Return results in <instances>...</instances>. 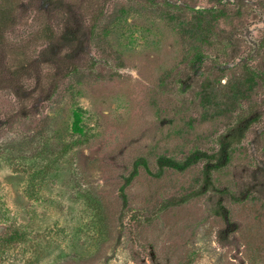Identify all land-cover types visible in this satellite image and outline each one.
Wrapping results in <instances>:
<instances>
[{"label": "rangeland", "instance_id": "obj_1", "mask_svg": "<svg viewBox=\"0 0 264 264\" xmlns=\"http://www.w3.org/2000/svg\"><path fill=\"white\" fill-rule=\"evenodd\" d=\"M18 1L0 47V234L25 227L32 249L12 252L264 264V0ZM245 76L228 115L203 105ZM240 120L247 137L222 159ZM194 153L207 159L187 166Z\"/></svg>", "mask_w": 264, "mask_h": 264}, {"label": "trees", "instance_id": "obj_2", "mask_svg": "<svg viewBox=\"0 0 264 264\" xmlns=\"http://www.w3.org/2000/svg\"><path fill=\"white\" fill-rule=\"evenodd\" d=\"M18 0H1L0 1V47H7L9 44L7 39V32L16 25L18 20ZM189 31L191 35L193 34H202V29L195 24L190 26ZM57 34L54 28L49 25H43L37 32L36 38L40 41L52 42L56 39ZM20 49H11L10 54L15 60L14 67L18 68L17 70L23 68L18 65V60L23 55V52ZM18 74V71L16 72ZM15 75V74H14ZM243 80V79H242ZM252 79L248 76H245L243 81L234 82L229 84L223 96H219L216 91L210 89L209 92L205 93V98L203 99V105L206 108L209 107V110H213L217 115H228L229 109L236 106L239 100L247 96V88L250 86ZM249 121L240 120L237 125L232 129L228 135H226L222 139L220 156L223 159L224 157H228L229 152L232 151L238 144L242 143L250 130ZM80 116L77 115V123L76 129H80ZM187 159L186 165L190 166L198 161H202L207 159V156L203 153H194ZM221 163H217L216 165H211V163H207L206 168L214 170L220 167ZM32 181V179H31ZM30 187V185H29ZM29 245L32 249V244L30 240V236L25 227L18 226L13 224L11 226L5 227L3 232L0 234V264H29V260L26 258L27 250H23L22 252L18 251L13 253V250L17 248L24 247ZM35 246V255L39 253L38 249L40 245ZM29 248V249H30Z\"/></svg>", "mask_w": 264, "mask_h": 264}]
</instances>
